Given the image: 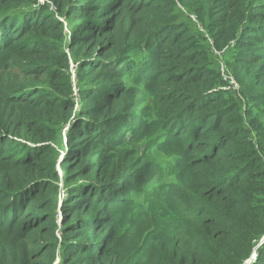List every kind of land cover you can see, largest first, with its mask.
I'll return each mask as SVG.
<instances>
[{
	"label": "trees",
	"instance_id": "trees-1",
	"mask_svg": "<svg viewBox=\"0 0 264 264\" xmlns=\"http://www.w3.org/2000/svg\"><path fill=\"white\" fill-rule=\"evenodd\" d=\"M264 0H0V264H264Z\"/></svg>",
	"mask_w": 264,
	"mask_h": 264
},
{
	"label": "clouds",
	"instance_id": "clouds-1",
	"mask_svg": "<svg viewBox=\"0 0 264 264\" xmlns=\"http://www.w3.org/2000/svg\"><path fill=\"white\" fill-rule=\"evenodd\" d=\"M256 253V257L254 258V254ZM257 261V252H253L252 256L250 257V259L248 260L247 264H253Z\"/></svg>",
	"mask_w": 264,
	"mask_h": 264
},
{
	"label": "built area",
	"instance_id": "built-area-1",
	"mask_svg": "<svg viewBox=\"0 0 264 264\" xmlns=\"http://www.w3.org/2000/svg\"><path fill=\"white\" fill-rule=\"evenodd\" d=\"M264 242V238H263V240H262V242H261V244ZM256 257V253L254 254V258Z\"/></svg>",
	"mask_w": 264,
	"mask_h": 264
}]
</instances>
